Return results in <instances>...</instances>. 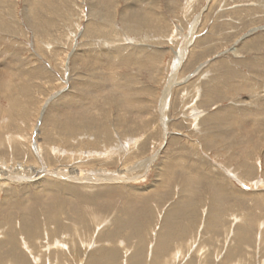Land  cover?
<instances>
[{"label": "rangeland", "instance_id": "rangeland-1", "mask_svg": "<svg viewBox=\"0 0 264 264\" xmlns=\"http://www.w3.org/2000/svg\"><path fill=\"white\" fill-rule=\"evenodd\" d=\"M0 161V264H264V0H0Z\"/></svg>", "mask_w": 264, "mask_h": 264}, {"label": "bare ground", "instance_id": "bare-ground-1", "mask_svg": "<svg viewBox=\"0 0 264 264\" xmlns=\"http://www.w3.org/2000/svg\"><path fill=\"white\" fill-rule=\"evenodd\" d=\"M100 1V0H99ZM179 54V53H178ZM69 94V93H68ZM70 118V117H69ZM72 118V117H71ZM72 119H74V118H72ZM80 121V120H79ZM78 121V122H79ZM71 122V121H70ZM72 123V122H71ZM68 124V123H67ZM74 124V123H73ZM69 125V124H68ZM75 125V124H74ZM69 127V126H68ZM74 127V126H73ZM166 128V127H165ZM67 129H69V128H67ZM70 130H71V128H70ZM166 133V132H165ZM78 137V136H77ZM82 138L83 137H87V138H90L91 139V136L88 134V135H83V136H81ZM17 138V137H16ZM10 139V138H9ZM90 142H88L87 144H84V145H88ZM81 145V144H80ZM37 146V145H36ZM81 147V146H80ZM83 149H81V151H82ZM108 150V149H107ZM107 152V151H106ZM88 153V152H87ZM89 157V156H88ZM85 158V157H84ZM110 159V158H109ZM125 159V158H124ZM123 159V161H121L120 163H121V167H119V170L117 171V177H115L116 176V174L115 175H113V174H105V175H103V176H101L100 174H97V175H95V176H92L93 177V179H94V177H96L95 179H97L96 181H91V180H89V181H87V180H85L86 182H90V183H98L97 181H99V180H104V181H115L116 182V180H121V178H123V177H125V176H133V175H131L132 174V171H131V174H129L128 172H127V169H126V166H127V159H125L124 160ZM105 160V159H104ZM128 160H130L129 158H128ZM72 162H73V160H71ZM72 162H70L69 164H67L65 167H59V168H51V166H47V167H45V166H42L41 164H38L37 165V162H35L34 161V165L32 164V166L30 165L29 167L27 166V169H28V171H29V169H31L32 171H29L30 173H31V175H35L34 177L36 178V179H39V178H42V176H44L46 173L47 174H60V175H62V176H65V178L66 179H68V180H73V182H75L74 180H76L77 181V178H75L74 179V177H80L81 176V171H83V170H81L80 171V168H81V166H83V165H86V166H91V168L94 166V164H96V162L93 160V161H88V162H83V163H72ZM109 162V161H108ZM0 163H1V161H0ZM23 167H26V165H24ZM50 167V168H49ZM66 167H68V168H66ZM82 169V168H81ZM100 169V168H99ZM99 169H97L96 170V172H98V170ZM101 169H104L103 168V166H102V168ZM143 169V168H142ZM21 171V170H20ZM26 171V170H25ZM102 171V170H101ZM136 171V170H135ZM17 172V171H16ZM28 172V173H29ZM85 172V171H84ZM115 172V171H114ZM121 172L123 173V172H125V173H123V175L122 176H120V174H121ZM137 172V171H136ZM30 173H29V175H30ZM19 174H20V172H19ZM22 174V173H21ZM87 174V176H88V173H86ZM90 174H92V173H90ZM28 175V176H29ZM30 175V176H31ZM26 176V175H25ZM54 176H56V175H54ZM91 176V175H90ZM90 176H88L86 179H90L91 177ZM98 176V177H97ZM33 177V176H32ZM81 177H83V176H81ZM16 178H19L14 172H11V171H6L4 168L2 169V166L0 165V180H3L4 182L6 181V180H10V179H16ZM44 178V177H43ZM64 178V177H63ZM187 178V177H186ZM31 179V178H30ZM34 179V178H33ZM47 180V179H46ZM48 181V180H47ZM81 181H84V180H81ZM122 181V180H121ZM104 183V182H103ZM116 183H118V182H116ZM99 184V183H98ZM108 184V183H107ZM53 185H54V183H53ZM68 186V185H67ZM70 189V188H69ZM145 189V188H144ZM116 217V216H115ZM112 222V221H111ZM124 224V223H123ZM200 225V224H199ZM101 240V239H100ZM104 241V240H103ZM26 245V244H25ZM193 249V248H192ZM31 250H32V248H31ZM30 251V250H29ZM123 253V252H122ZM95 254V253H94ZM97 255H98V253H97ZM101 255V254H100ZM17 257H18V255H17Z\"/></svg>", "mask_w": 264, "mask_h": 264}]
</instances>
